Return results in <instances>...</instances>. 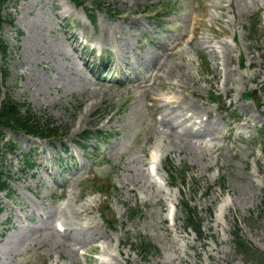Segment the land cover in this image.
<instances>
[{
    "label": "rangeland",
    "instance_id": "obj_1",
    "mask_svg": "<svg viewBox=\"0 0 264 264\" xmlns=\"http://www.w3.org/2000/svg\"><path fill=\"white\" fill-rule=\"evenodd\" d=\"M97 2L95 25L71 0H8L1 9L11 22L0 31L7 45L0 67L8 70L0 101L8 94L43 122L50 118L61 141L4 130L1 174L30 220L10 217L3 205L0 264H101L104 256L110 264H264V138L257 136L264 126V0L85 5ZM163 4L173 9L158 24L150 8ZM73 31L108 50L106 67L128 82L96 79L88 54L69 38ZM173 63L186 75L154 82V68ZM251 90L256 101L244 100ZM175 94L183 98L178 108L168 100ZM172 125L187 136L171 133ZM195 127L206 137H191ZM95 130L108 138L80 141ZM25 150L46 171L27 167ZM168 161L178 172L187 168L184 181L172 183ZM95 176L110 188L93 194ZM185 204L196 211L195 225L201 222L197 235L185 225ZM235 226L259 258L239 252ZM70 243L79 244L76 251Z\"/></svg>",
    "mask_w": 264,
    "mask_h": 264
},
{
    "label": "trees",
    "instance_id": "obj_2",
    "mask_svg": "<svg viewBox=\"0 0 264 264\" xmlns=\"http://www.w3.org/2000/svg\"><path fill=\"white\" fill-rule=\"evenodd\" d=\"M7 0H0V31L5 22H11L10 19L3 18L1 14V9ZM79 2V0H74ZM81 2V1H80ZM92 13V12H91ZM91 20L94 17L91 15ZM7 52V46L5 42L0 38V53L5 56ZM8 75V70L6 68L0 67V97L1 88L5 84L6 77ZM54 122L48 118L45 122L42 121L41 116L37 115L35 112L26 106L24 103L14 101L8 94L0 101V138L3 136L2 129L4 128H14L18 131L24 132L26 134L39 136L41 138L54 139L58 133V127L53 124ZM186 168L183 169L181 173L177 171L169 164L168 171L173 182L180 176L181 180H184ZM4 188V183L0 181V190ZM185 214V225L191 226L195 232H199L201 222L198 220L195 225L194 221L197 219L196 211L188 204H185L183 208ZM195 213V214H194ZM234 243L242 254L253 253L250 245H248L241 237L238 226H235V231L232 234ZM255 254V253H253ZM257 257L260 256L258 254Z\"/></svg>",
    "mask_w": 264,
    "mask_h": 264
},
{
    "label": "bare ground",
    "instance_id": "obj_3",
    "mask_svg": "<svg viewBox=\"0 0 264 264\" xmlns=\"http://www.w3.org/2000/svg\"><path fill=\"white\" fill-rule=\"evenodd\" d=\"M161 67H162V65H161ZM161 67L159 69V72H162V71L166 70V72L162 73L166 77H171V78L178 77V78H181V77H184L186 75L185 71L183 70V67L178 66L176 63H173L171 66H166L165 68H163V67L161 68ZM182 73L184 75H182ZM162 74H160L159 76H162ZM171 100H173V98H171ZM171 133H173V130L171 131ZM72 251L73 250L71 249V252ZM104 253H107V251L104 250ZM103 264H110V263H103Z\"/></svg>",
    "mask_w": 264,
    "mask_h": 264
}]
</instances>
